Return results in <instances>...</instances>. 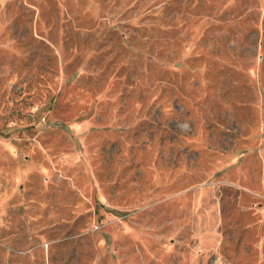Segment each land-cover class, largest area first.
Returning <instances> with one entry per match:
<instances>
[{"label": "rangeland", "instance_id": "obj_1", "mask_svg": "<svg viewBox=\"0 0 264 264\" xmlns=\"http://www.w3.org/2000/svg\"><path fill=\"white\" fill-rule=\"evenodd\" d=\"M0 264H264V0H0Z\"/></svg>", "mask_w": 264, "mask_h": 264}]
</instances>
